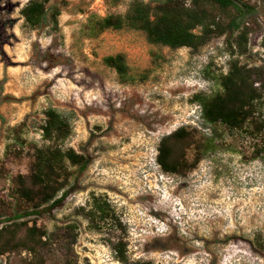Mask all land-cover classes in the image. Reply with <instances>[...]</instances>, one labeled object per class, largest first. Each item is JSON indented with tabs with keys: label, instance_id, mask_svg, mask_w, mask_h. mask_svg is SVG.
Wrapping results in <instances>:
<instances>
[{
	"label": "rangeland",
	"instance_id": "obj_1",
	"mask_svg": "<svg viewBox=\"0 0 264 264\" xmlns=\"http://www.w3.org/2000/svg\"><path fill=\"white\" fill-rule=\"evenodd\" d=\"M28 1L0 0V223L27 209L15 179L30 173L36 148L52 144L41 126L54 108L71 127L59 146L75 149L88 166L70 168L68 196L58 206L13 221L50 234L43 264H124L117 243L127 245V264H264V154L257 155L264 129L253 136L210 127L192 102L222 92L219 78L237 60L256 70L262 99L255 117L264 124L263 0H251L256 12L243 18L242 27L252 28L243 55H232L228 35L195 52L150 44L141 31L94 37L87 28L93 16L124 15L135 1L157 0H52L61 9L58 31L27 26L21 10ZM205 7L224 23L237 16ZM117 54L129 66L124 83L103 61ZM182 128L188 136L174 150L184 170L166 172L159 147ZM214 131L216 147L201 151L197 141ZM97 200L111 205L123 228L87 217ZM29 259L18 251L0 255V264Z\"/></svg>",
	"mask_w": 264,
	"mask_h": 264
},
{
	"label": "trees",
	"instance_id": "obj_2",
	"mask_svg": "<svg viewBox=\"0 0 264 264\" xmlns=\"http://www.w3.org/2000/svg\"><path fill=\"white\" fill-rule=\"evenodd\" d=\"M52 0H30L21 10L25 24L31 29L49 27L59 30L61 9L51 5ZM188 1L190 4H188ZM251 0H157L153 2L135 1L124 15H108L103 18L91 17L87 28L94 37L107 30L131 29L145 34L153 45L171 49L190 48L198 51L213 37L227 36L232 55L236 50L240 55L246 54L249 34L252 28L242 22L256 12V5ZM264 2V0H263ZM205 5L218 7L223 11L234 10L237 16L224 23L220 16L209 11ZM242 19V20H239ZM199 29V33L196 30ZM236 31L237 37L231 38ZM104 64L114 69L121 81L127 82L129 66L124 54L110 55L104 58ZM256 70L231 61L230 70L219 78L222 92L214 96L197 94L192 102L200 106V117L203 123L210 126H223L228 130H246L256 136L264 129V124L255 117L257 103L262 99L261 93L253 78ZM45 121L41 126L42 137L52 143L46 147L36 148L34 161L28 175H18L15 179V196L27 206L25 212L13 215L0 228V255L22 251L31 255L27 264H43V250L51 240L47 231L36 224L13 222L25 217L38 216L47 208L58 206L67 196V188L74 176L72 168L84 171L88 162L75 149H64L59 142L65 141L71 134L68 121L54 108L45 111ZM0 118L3 120L0 112ZM188 136L182 128L172 136L162 140L157 161L166 171L181 173L184 170L182 161L174 150L176 142ZM201 151L208 152L216 147V131L212 138L197 141ZM264 154V144L257 150V155ZM91 220H114L115 226L123 228L111 209V205L97 200L87 212ZM13 222V223H10ZM10 223V224H8ZM25 227V231L22 229ZM73 230L75 226H71ZM117 258L128 263L127 245H114ZM136 264H151L150 262Z\"/></svg>",
	"mask_w": 264,
	"mask_h": 264
},
{
	"label": "bare ground",
	"instance_id": "obj_3",
	"mask_svg": "<svg viewBox=\"0 0 264 264\" xmlns=\"http://www.w3.org/2000/svg\"><path fill=\"white\" fill-rule=\"evenodd\" d=\"M158 212H162L161 210H158ZM155 214V213H154ZM158 217V216H157Z\"/></svg>",
	"mask_w": 264,
	"mask_h": 264
}]
</instances>
